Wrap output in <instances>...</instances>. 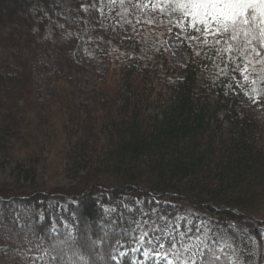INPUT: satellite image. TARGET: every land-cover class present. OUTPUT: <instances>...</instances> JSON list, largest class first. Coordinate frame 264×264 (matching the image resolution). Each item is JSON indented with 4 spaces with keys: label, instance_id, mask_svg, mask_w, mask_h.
<instances>
[{
    "label": "trees",
    "instance_id": "obj_1",
    "mask_svg": "<svg viewBox=\"0 0 264 264\" xmlns=\"http://www.w3.org/2000/svg\"><path fill=\"white\" fill-rule=\"evenodd\" d=\"M132 1L110 6L134 51L99 36L98 0H0V153L13 156L15 172L14 183L0 185V264L35 254L45 264H131L135 238L185 209L208 218L212 233L247 240V259L232 236L200 245L223 248L217 264H264V130L237 109L232 67L212 47L198 41L182 77L168 79L157 66L165 50L159 30L181 14L155 0L154 20L138 28ZM83 35L107 71L95 96L77 101L69 75ZM258 68L245 89L253 97L264 90ZM55 70V89L41 104L35 75ZM164 88L169 95L160 99ZM156 103L159 115L142 108ZM38 133L55 175L85 170L75 186L39 182ZM95 133L103 143H93Z\"/></svg>",
    "mask_w": 264,
    "mask_h": 264
},
{
    "label": "rangeland",
    "instance_id": "obj_2",
    "mask_svg": "<svg viewBox=\"0 0 264 264\" xmlns=\"http://www.w3.org/2000/svg\"><path fill=\"white\" fill-rule=\"evenodd\" d=\"M155 0H139L138 3L134 4L135 21L138 22V28H142L145 25L146 20H154V11L153 3ZM113 3V0H98L99 6V15H100V24H99V33L102 38L116 41L122 47L129 51H134V43L130 40L127 35H124L118 31L114 17L111 13L110 4ZM139 5V6H138ZM147 5V6H144ZM154 25L150 26L154 29ZM161 34L160 37L165 43V50L163 54L159 55L157 59V66L166 72L167 78L177 79L181 78V69L188 65L191 61L190 50L198 43V40L189 39L191 36H197L195 32L191 29L190 18H186V21L183 25L177 26V24H172L167 27L161 28L159 30ZM80 41H78L76 48L73 53V68L70 72L69 78V90L74 93L77 101H83L86 96H95V86L94 82L97 79L102 78L107 69L106 62L95 55L86 44V36L83 35ZM58 75V70H55L53 75H35V91L36 97L39 103L44 104L50 101V92L54 91L55 84L52 82V78ZM234 83H235V93L237 97L238 106L237 109L242 111V113L250 115L257 124L264 130V100H257L253 102V99H250L246 95L245 89L252 83V76L250 77L247 83L242 81L240 73L237 71L233 73ZM237 84H240V87H236ZM126 86H123L125 88ZM122 91L124 92V89ZM125 93V92H124ZM126 94V93H125ZM169 95L167 89H162L160 93V99H165ZM142 108L152 115H159V109L156 104L151 105H142ZM44 114V112H43ZM38 143L40 145L42 158L43 160L38 167V180L41 183L47 184L50 182H56L63 187L75 186L79 180V177L85 173L83 168L75 167L73 169H67L69 166H66L65 171L61 172L59 175H55L54 171L50 170L46 166V156L49 149L48 142L41 133H38ZM92 141L95 144L103 143V137L100 134L95 133L92 136ZM83 166V164H81ZM14 170V161L13 156H7L4 153H0V185L3 183L12 184L15 182V172ZM50 203H54V200H50ZM184 221L182 226L181 221ZM160 223H163L164 226H154L149 228L144 232L148 233V236L145 240L161 235L159 229H164L168 238L171 239L175 237L178 241V247L183 245L192 246V251H198L200 245L209 243L213 237L219 239V241H224L225 239L232 236L235 246L237 247L238 256L241 258L247 259L249 257V249L247 240L240 236L237 232L235 234L231 233L228 237H224V233L221 231H216L212 233L213 227L208 218L205 216L199 215L191 209H185L183 215L176 216L172 220L161 218ZM194 223V224H192ZM190 225L193 226L195 230V235L188 236L190 231ZM232 228H237L236 224H228ZM186 233V235H184ZM140 235V236H141ZM188 238V239H187ZM147 246V245H145ZM141 247L137 242L133 245V248ZM143 251V249H141ZM39 257L38 264H45V260L40 258V254L28 256L25 264H35L36 259ZM132 261H142L143 257L140 252L131 251Z\"/></svg>",
    "mask_w": 264,
    "mask_h": 264
},
{
    "label": "snow or ice",
    "instance_id": "obj_3",
    "mask_svg": "<svg viewBox=\"0 0 264 264\" xmlns=\"http://www.w3.org/2000/svg\"><path fill=\"white\" fill-rule=\"evenodd\" d=\"M120 2L123 3V0ZM168 2L174 4L181 14L176 21L177 26L183 25L186 18L190 17V24L198 35L189 39L198 40L204 46L212 47L217 55L223 53L224 66L230 64L234 73L237 71L240 73L244 83H247L252 75L260 74L258 66H264V0H168ZM221 45L224 47L221 48ZM252 83L255 84L256 81L252 80ZM236 87H240V84ZM253 91L256 92L255 97L248 93L246 95H249L253 102H257L260 95H264V90ZM159 231L161 235L147 240H145L147 232L135 238L141 247L132 248L130 251L140 252L143 260L132 261L131 264H148L149 261L152 264H198V261L199 264H217L221 260L223 248L213 249L206 245L204 248L198 247V251H192L190 245L181 244L178 247L175 237L169 239L170 234L166 235L163 228ZM118 255L126 257L127 253L119 251ZM112 259L115 261L116 256H112ZM231 264L241 262L237 259L232 260Z\"/></svg>",
    "mask_w": 264,
    "mask_h": 264
}]
</instances>
